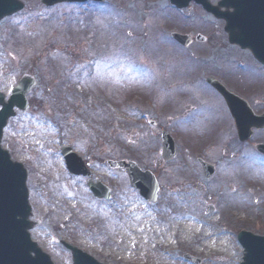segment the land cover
Wrapping results in <instances>:
<instances>
[{"label": "rangeland", "instance_id": "374dc122", "mask_svg": "<svg viewBox=\"0 0 264 264\" xmlns=\"http://www.w3.org/2000/svg\"><path fill=\"white\" fill-rule=\"evenodd\" d=\"M19 1L23 9L0 21V91L7 97L24 74L36 85L1 143L28 173L32 239L55 264H71L60 240L106 264H195L184 255L240 264L237 233L264 235V158L254 149L264 130L238 144L222 99L203 80L223 82L260 114L264 66L227 42L223 21L193 4L176 11L168 0ZM171 32L193 40L180 50L167 40ZM103 57L119 63L86 78ZM161 131L175 140L170 160L161 155ZM60 144L87 162L110 199H94L86 178L68 174ZM198 158L214 165L209 178ZM108 159L151 171L156 202H145Z\"/></svg>", "mask_w": 264, "mask_h": 264}, {"label": "water", "instance_id": "95a60500", "mask_svg": "<svg viewBox=\"0 0 264 264\" xmlns=\"http://www.w3.org/2000/svg\"><path fill=\"white\" fill-rule=\"evenodd\" d=\"M87 0H40L45 6H52L60 2H85ZM101 1V0H93ZM176 8L186 7L190 1L202 6L215 18L225 21L224 31L227 33L228 42L236 44L242 49H248L254 58L264 65V0H220L216 5L210 0H169ZM23 4L18 0H0V19L15 13ZM171 37L183 46L189 45L191 38L187 35L172 33ZM196 40H203L197 35ZM206 82L211 85L223 98L229 113L234 121L237 138L241 142L247 141L253 129L264 127V113L255 115L247 102L228 91L217 80L208 77ZM35 85L30 76H23L12 89L9 98L0 92V141L3 128L10 117L18 111L28 108L27 94ZM162 155L165 159L174 156L175 146L172 138L166 133H161ZM257 150L264 155V144H258ZM61 155L67 170L74 175L90 176L80 156L72 151L69 146H61ZM0 159L14 165L4 168L0 172V264H53L50 257L42 252L37 244L31 241L29 229L35 222L29 220L31 207L28 202L26 187V170L22 164L11 160L9 153L0 145ZM111 168H123L128 176L131 187L139 190V194L147 201L154 202L158 185L155 177L149 171H142L131 161H107ZM206 177L212 174V167L202 161ZM89 190L96 198L108 199L109 189L100 182L87 184ZM238 242L243 247V261L241 264H264V236L241 231ZM71 251L73 264H102L76 247L62 243ZM191 262L199 263L189 256Z\"/></svg>", "mask_w": 264, "mask_h": 264}, {"label": "snow or ice", "instance_id": "6c2138e0", "mask_svg": "<svg viewBox=\"0 0 264 264\" xmlns=\"http://www.w3.org/2000/svg\"><path fill=\"white\" fill-rule=\"evenodd\" d=\"M96 64L97 72L93 74L92 72H85L84 76L86 78L98 79L101 78L105 73H111L116 65L119 63L118 59L112 57H103L99 61L94 62ZM126 71H135L140 75H143L144 72L139 68H132L129 66ZM12 168L14 165L9 164L6 160L0 159V172L3 171L4 168ZM261 173H264V168L259 169Z\"/></svg>", "mask_w": 264, "mask_h": 264}]
</instances>
